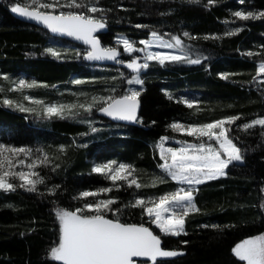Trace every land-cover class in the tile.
Wrapping results in <instances>:
<instances>
[{"label": "trees", "instance_id": "1", "mask_svg": "<svg viewBox=\"0 0 264 264\" xmlns=\"http://www.w3.org/2000/svg\"><path fill=\"white\" fill-rule=\"evenodd\" d=\"M17 2L23 4L30 0H0V87L5 89L0 92V143L43 148L60 167L55 171L52 165L38 169L46 181L37 186V192L23 188L12 192L0 189V264H61L49 254L50 248L58 242L56 201L60 206L74 208L80 206L81 201L72 197L80 191L111 186L110 180L91 171L95 164L112 159L132 164L135 176L145 185L140 189L126 185L113 188L110 193H102L101 198L119 197L118 203L122 206L137 194L158 197L174 191L177 184L158 167L161 162L155 143L165 135L193 139L174 132L168 125L176 120L185 124L203 123L237 114L242 116L230 126V134L239 137L238 146L247 149L245 163L230 165L227 176L199 185L195 199L201 211L186 218L187 235L162 236V246L184 251L183 255L166 258L164 264H244L235 257L233 247L248 237L264 233V209L259 207L264 203L261 191L264 135L260 126L247 132L238 127L264 116V85L252 79L264 55H247L248 51L264 52L261 48L264 18L242 21L232 13L241 9L264 11V0H245L243 4L239 0H217L209 7H205L207 0H200L199 4L189 0H100L102 6L112 9L107 13L106 31L100 35L103 45L115 46L117 35L135 41L136 47L152 31L169 41L179 35L185 48H190L192 58L199 56L201 63L166 61L161 66L156 61L150 62L149 69L142 73L145 83L139 97V117L143 123L114 124L94 110L90 116L100 119L96 122L102 128L95 134L77 119L45 118L36 104L32 107L35 111H20L3 103L5 96L14 101L22 98L18 91L9 90L10 82L15 79L37 81L38 85L27 93L32 92L41 99L55 97L60 88L64 89V94L75 98L78 97L73 93H88L90 99L92 94H106L105 90L112 83L110 80L93 83V77L118 76L119 71L129 75L118 63L111 67L87 64L83 59L86 48L51 37L44 29L14 18L11 5ZM137 24L146 27L137 28ZM235 27H241L242 31L232 36L223 35ZM184 32H189L193 39L185 37ZM209 34L219 38L205 39ZM50 45L67 51H62V58L57 59L45 52ZM77 51L81 53L79 58ZM221 72L236 75L224 79L219 75ZM5 74L9 80L3 78ZM76 79L85 83L73 84ZM116 83L127 86L124 81ZM69 90L71 93H67ZM168 94L173 98L169 99ZM181 97L199 103L188 108L178 102ZM86 132L88 135H81ZM61 144L68 146L66 154L59 151ZM160 176L165 182L153 187V179ZM53 184L60 185L55 199L46 191V185L50 188ZM120 218L129 223L144 222L159 234L138 207L129 208ZM182 240L189 243L185 245Z\"/></svg>", "mask_w": 264, "mask_h": 264}, {"label": "snow or ice", "instance_id": "2", "mask_svg": "<svg viewBox=\"0 0 264 264\" xmlns=\"http://www.w3.org/2000/svg\"><path fill=\"white\" fill-rule=\"evenodd\" d=\"M190 3L199 4L200 0H189ZM217 0H207L205 7L215 4ZM245 0H239L243 4ZM11 11L20 16L35 20L46 26L52 33H59L76 40L83 41L89 47L84 51L83 58L88 61H115L120 65H126L133 75H127L124 71H119L118 76L93 77L92 82L98 80L112 81L105 90L106 94H89L80 92L73 93L78 99L70 103H47L42 99H37L31 95L24 96L27 101L41 105L40 115L45 118L60 117L77 119L81 123L87 124L92 133L98 132L94 123L88 117L93 111L106 114L114 120L143 123L142 117L138 116L140 107L139 97L143 91L145 83L142 73L149 69L150 62L156 61L164 66L167 62H184L189 64L201 63L200 57L192 58L190 48H185L184 41L179 35L173 36L171 41L165 42L156 31L150 33L152 39L141 40V48L136 47V42L127 36L117 35L115 46L103 45L100 37L96 34L99 30L106 29L108 24L107 13L111 8H105L100 4V0H30L26 3H14ZM171 10H169V13ZM162 15L166 13H161ZM232 15L242 21L256 20L264 18V11L237 10ZM137 28L146 25L137 24ZM242 31L241 27H235L226 31L223 35L232 36ZM185 37L193 39L189 32H184ZM205 39H217L216 34H209ZM128 53L131 58H121V49ZM154 45L162 48H179L182 54L175 52L153 51ZM264 49V45L261 46ZM62 51L55 47L45 49L57 59L62 58ZM136 52H143L141 58L134 55ZM243 54V53H242ZM77 58L81 53L77 51ZM247 55L253 57L264 55L248 51ZM143 60V62H141ZM219 75L228 79L229 75L235 73L221 72ZM5 80L9 77L5 74ZM253 81L264 85V59H261L256 68V75ZM124 81L127 87H121L116 82ZM10 91H20L31 89L38 85V82H31L20 79L10 82ZM73 84H83L84 80L76 79ZM139 85L141 87H135ZM5 89L0 87V92ZM166 91V90H165ZM169 99L173 97L171 94ZM79 97L86 99L81 102ZM192 108L199 102L194 99L181 97L180 101ZM3 103L8 106H15L20 111H35L31 107H25L22 103L14 101L7 96ZM242 114L227 115L220 119L203 123H183L179 120L173 121L168 127L177 133H186L193 137L195 142L187 140L179 141L180 147H165V142L174 137L167 135L160 137L156 147L159 149V157L162 163L158 167L178 187L174 191L165 192L158 197H145L137 194L133 200H129L122 206L118 203L119 197L101 198L102 193H110L113 188L127 186L140 189L145 185L139 182L135 176V166L129 163L109 160L104 163L95 164L91 171L101 174L105 179L112 182L111 186L99 187L95 190H83L72 199L81 201L80 206L74 208L60 206L56 201L54 215L58 221V242L50 248V256L61 264H137L135 258H147L142 264H164L166 258H173L184 254L182 249H170L162 246V236L187 235L185 228L186 218L192 213H198L195 194L198 186L220 177L227 176L229 166L243 165L245 163V153L247 149L238 146L236 141L239 137H233L231 125L240 120ZM152 123H155L153 121ZM260 126L264 135V116H258L248 122L238 125L245 132ZM81 135H88L82 133ZM206 138V139H205ZM84 146V145H80ZM59 151L66 154L67 145H59ZM59 159V157H55ZM52 165V171L60 167L54 164L49 152L43 148L33 149L28 146H15L0 143V189L6 192L23 188L30 192H37L38 185L45 184L46 177L38 170L41 166ZM19 181L17 183L16 181ZM164 177H155L152 186L156 183H164ZM60 185L53 184L50 188L46 185V191L52 198L58 196ZM264 192V185L261 186ZM92 197L91 200L86 199ZM138 207L141 215L146 216L152 225L159 230V234L146 223H129L121 220V214L129 208ZM259 207L264 209V203ZM109 213L112 214L111 218ZM219 228L220 225H212ZM181 243L188 244L187 240ZM232 252L235 257L246 264H264V233L248 237L237 243Z\"/></svg>", "mask_w": 264, "mask_h": 264}, {"label": "rangeland", "instance_id": "3", "mask_svg": "<svg viewBox=\"0 0 264 264\" xmlns=\"http://www.w3.org/2000/svg\"><path fill=\"white\" fill-rule=\"evenodd\" d=\"M163 38V37H162ZM146 39H148V40H151L152 39V37H151V35H149ZM145 40V39H144ZM163 40L165 41V42H168L169 40H167V39H165V38H163ZM49 47H55V48H57V49H59V46H57V45H50ZM141 47H143V45H139L137 48H141ZM120 49H121V53H122V55L124 56V58L123 59H129V58H131V56L128 54V53H124L123 52V49H122V45L120 46ZM152 50L153 51H163V52H175V53H177V54H182V50L181 49H179V48H174V49H169V48H162V47H160L159 45H154L153 46V48H152ZM134 55H138V56H140L141 58H143L144 57V53L143 52H136ZM141 62H143V60H141ZM120 65V64H119ZM120 67L122 68L123 67V69H125V70H128L129 71V76L130 75H133L134 73H132L131 72V70L130 69H128L127 67H126V65H120ZM20 79H23V78H20ZM20 79H18V80H20ZM17 80V81H18ZM25 80V79H24ZM14 81H16V79L15 80H12L11 82H14ZM30 82V81H29ZM11 84V83H10ZM127 85V84H126ZM7 88H9V86L8 85H5ZM11 87H12V84H11ZM127 87V86H126ZM135 87H137V85L135 86ZM27 90H30V89H27L26 88V93H23V94H21V92L20 91H18L17 93L19 94H21L22 95V98L21 97H18L19 98V100H15V101H17V102H20V103H22L26 108L27 107H34V105H35V103L34 102H31V101H27V100H25L24 99V96H27V95H31V96H33V97H35V98H37V99H41V98H38L36 95H34V93H32V92H29V93H27ZM65 90H68V89H65ZM71 90V89H70ZM67 91V93H71V91ZM66 93V92H65ZM17 98V96H14V98ZM78 98H75V97H71V96H69L68 94H64V89L63 88H60V89H58V91H57V94H56V96L55 97H48V99H42L44 102H45V104H47V103H49V102H51V103H70V102H75L76 100H77ZM81 102H83L84 101V99L82 100V98L81 99H79ZM37 105V104H36ZM37 109H41V105H37ZM89 119H91L92 121H93V123H94V126L98 129V131H100L102 128H101V126H100V124H97V122H99V121H101L100 119H98V118H96L95 116H89L88 117ZM79 121V120H78ZM97 121V122H96ZM87 125V124H86ZM88 126V125H87ZM89 127V126H88ZM91 132V131H90ZM97 133V132H96ZM91 134H93L92 132H91ZM95 134V133H94ZM178 134H181L182 136L183 135H186L187 136V134L186 133H178ZM189 138H191L190 136H188ZM183 138V137H182ZM182 138H174V139H169L167 142H165V147H180V144H179V141H181V140H187V139H182ZM193 138V137H192ZM206 139V138H205ZM160 140V139H159ZM159 140L155 143V145H154V148H155V151H156V153H157V155H158V157H159V149L156 147V144L157 143H159ZM187 141H190V142H195L194 141V138L193 139H189V140H187ZM159 159H160V157H159ZM112 160H115V159H112ZM109 161V160H108ZM118 163L119 162H121V161H118V160H116ZM107 162V161H106ZM160 162L162 163V161L160 160ZM102 163H104V162H102ZM98 164V163H97ZM175 182V181H174ZM176 183V182H175ZM177 184V183H176ZM177 187H178V185H177ZM244 264H246V262H244Z\"/></svg>", "mask_w": 264, "mask_h": 264}, {"label": "water", "instance_id": "4", "mask_svg": "<svg viewBox=\"0 0 264 264\" xmlns=\"http://www.w3.org/2000/svg\"><path fill=\"white\" fill-rule=\"evenodd\" d=\"M11 14L14 18L24 22V23H27V24H30V25H33V26H36V27H39L41 29H44L45 31H47V33L51 36V37H54V38H59V39H63V40H66L68 42H71L75 45H78V46H81V47H84V48H88L89 46L84 44L83 41H80V40H76L75 38L73 37H68L66 35H62V34H59V33H52L46 26H44L43 24L35 21V20H31V19H27V18H24L22 16H20L19 14H16V13H13L11 11ZM106 29H102V30H99L96 34L100 37V35H102L103 33H105ZM84 59V58H83ZM84 61L87 63V64H93V65H98V66H105V67H111V66H114L115 64H117L115 61H110V60H105V61H88L86 59H84ZM140 109V107H139ZM139 109H138V116H139ZM97 114L104 118V119H107L111 122H113L114 124H118V125H123V126H134L137 124V122H129V121H122V120H114L113 118L111 117H108L106 114L104 113H100L97 111ZM137 261H140V260H147V258H135Z\"/></svg>", "mask_w": 264, "mask_h": 264}]
</instances>
